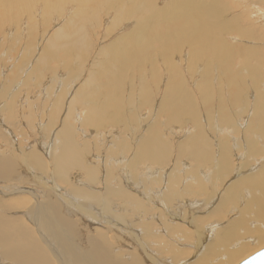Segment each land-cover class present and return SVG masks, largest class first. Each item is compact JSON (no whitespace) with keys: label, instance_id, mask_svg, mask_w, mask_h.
<instances>
[{"label":"rangeland","instance_id":"374dc122","mask_svg":"<svg viewBox=\"0 0 264 264\" xmlns=\"http://www.w3.org/2000/svg\"><path fill=\"white\" fill-rule=\"evenodd\" d=\"M39 1L42 2V0ZM96 1L102 2L101 3L102 5L98 4V2ZM96 1H95V5H97L98 8L100 6L102 8L100 7L99 8L100 10L98 9L97 15L92 16V21H93L92 24L94 27L92 26V29L91 27L89 29L88 28L86 29L88 33L87 35L88 41L90 42V46H92V49L90 47L89 52L86 51L85 53L86 57L84 56L85 58H83L82 60L80 59L83 57L82 52L79 50H75L76 52L74 54L75 57L76 55L77 57L74 60L69 61L67 66L64 64L63 58L61 59V56H63V54L59 53L60 51L58 52L59 53L58 56L60 57V58L58 57L59 60L45 61L44 56L46 53V49L48 51V48L46 47L49 46V42H51L50 40L55 38L56 33L61 29V27H63V25H65V22L69 21L75 14V9H77V7L74 4L72 5L70 2H68V4L64 3L63 4L64 7L62 6L63 10H61V8H56V7L52 8V10L48 12L50 13V15L46 16L47 11H44V8L40 5V3H38L37 5L34 6V9L32 11L33 13L31 12L29 14L30 16L24 15L22 17L23 19L19 18L18 20H14L12 17L11 18L6 17V19L0 18V24H1L0 25V61L2 60L0 62V160L2 159V161L13 162L16 165L14 171L10 169L8 174H10L11 176L7 178L8 181L4 180L3 178H0V193H1L0 203L3 202L2 203L3 206L9 205L8 208H16V209L8 210L9 211L8 216L12 217L13 219L15 218L20 219L19 222L22 223V220H24L23 214L25 212L27 213V210L28 211L31 210L35 203L39 201H45L47 199L46 194L49 195L51 193L52 195L53 193L55 194L56 191L54 190V188L58 187L61 190L60 192L61 194L63 193L67 194L65 198L68 195L70 196V198L68 199V202L70 204L65 202L66 209L68 210L69 208L68 205L79 206L80 201H82L80 198L76 197L72 191L69 190L70 188H78L77 183L81 180L86 185L85 187H87V189L98 188L99 191L104 196L103 201L105 200L106 197L109 198L110 202L111 203L113 202L112 208L113 209L115 208V210L113 215H111V213L106 214L107 217L112 219L113 224L110 223L100 224L98 223L97 220L93 219L95 218L94 215L97 216V213H99L100 210L104 211L103 204L98 206L99 208L92 205L95 209L90 213L85 212L80 208L75 209L74 211L69 210L65 212V216L67 218H70L72 221L81 214L82 217L81 216L80 217L83 219L81 220L82 226L83 227L85 225L88 226V230L83 228L76 229V233H75L76 236H74V240H75L74 244L76 243L75 247L79 252L82 253L85 249H87L82 242L83 240L82 234H84L85 237H87V235L94 236L95 233L99 232L100 230L102 232L111 231L112 234L110 237V242L112 243V246L114 244L113 249L116 248L115 250H113V252H118L123 256H128V255L131 256L132 252L136 249L133 253L137 254L140 257L141 264H148L149 262L153 264L152 262L153 260L150 258V256L157 261L156 264H191L196 261L197 252L195 251L196 250L195 247L196 245H198L199 238H201L200 237L201 234L198 232L201 231V229L196 227L194 221L200 218L206 219L207 217L212 219L208 224H213V223L219 225L221 224V226L225 227L228 221L235 220L240 216H242L241 211H243L242 209H245L244 207L245 205H247V202L250 199L249 198L247 200L248 196L244 194L242 205L240 207L236 205L229 206L226 209L227 211L225 212L226 219L223 220L222 223H215L216 218L213 215V213H211V211L216 208V205L219 202V198H222L223 188L221 187L217 188L216 186H214L213 181H210L207 183L209 186L208 197L204 196L202 199H196L193 196H189L187 194H185L183 197L179 196L180 192L186 193L189 187L196 186V179L194 177L196 173L197 175H200L201 178L205 179V173L203 172L206 171V169H208V167H200V169L199 168L196 169V162L189 160L190 157H188L187 155L189 153L188 151L190 147V143L188 141H191L192 138H196V134L194 135V133H196L197 126L198 127L202 126L200 124L196 126L195 125L196 121H192V120H196L200 118L201 124L205 126V127L203 126L205 132L207 133L209 139H211L214 143L215 141L218 140L220 136L221 138L228 137L232 146L235 143L234 140L236 141L237 139L239 145L237 146L234 145V147L236 149H238L237 147L242 148L241 146L244 145L245 142L243 136L244 132L246 131V129L249 130V126L251 125L252 120H254L253 118H255L256 120L257 117H254V115H256V107L258 100L260 97H264L262 96L264 95V75H263L264 74V14L261 15L259 10L256 9L255 0H247L243 4L242 1L240 0H226L227 1L226 4L230 5L231 7L233 6L235 7V8L233 7V10H231V12L227 15L228 18L226 19L228 20L232 18L233 14H235L237 16V20L235 22H238L237 24H240L243 29L255 30L254 32L255 36H253L254 39L245 40L243 44H245L246 47H249L251 49H256V50L259 49L261 51L262 57H261V65L259 67H260V72L262 73V79L254 80L250 72L248 70L246 71L245 69L241 70L240 69L241 66L238 64L236 70H240L243 74H246L247 78L245 79L242 96L234 99V97H232L229 93V86L224 81L220 80V74H218V68H217L218 66H214L215 76L213 77L212 85L215 88L213 87V91L216 92L222 90L223 99L221 98L218 99L219 96H213L212 98L213 101L215 102V104L218 105V108L217 109L215 108L211 112V113L215 112L213 119L209 117L211 113L208 114L206 107L202 103V99L199 98L203 93L202 92L203 86L202 83L200 82L203 80V75H201L203 74V68L196 69V64L192 62L193 60L192 51H189L188 49L186 52H183L182 54V49L186 48L183 47L178 53L172 54L171 59L174 61V63H171L172 65L171 66L170 63L167 62L166 60L163 61L165 59V56L163 53H159L161 52L160 48L157 49V47L153 45L152 50L155 51V53L152 55L150 59H148L150 62L148 60L141 63L139 61H134L130 65L123 68L121 72L116 71L117 75H120V82L122 83L119 82L120 84L119 86L115 85L112 87V94L117 99L118 98L120 99L121 97L120 100L118 99V104L121 103L120 115L118 118H115L114 121L115 123H112V125L110 123L107 124V126L102 125V126H97L95 128V127H91V125L88 124L89 103L86 101L84 102L82 100L83 98L82 91L85 87V83L89 79L92 72H96V73L99 72L98 74H102L101 77L98 76L99 77L98 83L99 82L106 83L107 80H109V78L104 75L103 70L104 67L107 65L109 59L111 58L108 57L105 53L106 51L112 53L114 47L116 48V46H118L117 43L118 40L124 34H129V32L132 31L133 27L136 26L134 19H132L131 22L128 21L122 24L116 23L113 26L112 21L114 20L115 15L112 12L109 13L108 9L111 8V6H113L114 3L111 4L108 0H96ZM124 1H126L125 4H127L129 0L128 1L124 0ZM156 1L157 0H150V3L153 2L156 3ZM168 3H170V5L173 4L172 0H158L157 6L159 8H162L166 6ZM103 4L105 8H107V11L104 8ZM263 4H264V0H263ZM123 8H125V6ZM262 11L264 12V10ZM33 27L35 33L31 34L29 31H31ZM109 27H111L110 28L111 32H107ZM115 41L117 44L115 43ZM229 41H232V43L242 42L238 37L235 36H230ZM111 45L114 46L112 47ZM29 48H32L33 50ZM50 55L56 56L52 54V52L50 53ZM111 55L113 57V53ZM182 59H186V63H184L183 66L179 64L181 63ZM188 60H191V63H188ZM104 62L106 63L104 64ZM252 65L256 66V62L253 61ZM92 67H95L96 69L98 68V70H96L95 68L92 69ZM175 67L178 69H176ZM194 70L197 71L195 72ZM176 71L178 73H176ZM74 76H76V78ZM180 81L183 83L186 89H188L189 93L194 99V103L196 104V99L197 102L200 103L198 107L199 115L197 114L198 118L193 117L191 119H188L187 118L188 116H184V118H186L185 119L186 123L183 121V119L181 121L177 120L174 114L175 112H173L172 109L169 108L168 104H165L168 101V99L165 98V96L168 98L166 92H169V90L172 91L177 90L178 88L176 87V84H179ZM166 86L168 88H166ZM197 86H200L201 91H199ZM217 87L220 88L218 89ZM165 89H168V91H166ZM125 91L127 92L124 93ZM143 97L144 99L142 100ZM73 98H75V100L77 101L75 108H74V102L71 101L74 100ZM222 100L225 101L224 105L226 110L228 111V114H230L231 117L233 118V125L231 124H228V126L225 124L222 125L220 120L217 119V118H221L220 105L222 104ZM78 101L79 103L81 102L80 103L81 107L78 106ZM123 101L126 103H124ZM131 101H134V103H132ZM141 101L144 102V105ZM135 104L137 105V107ZM82 106H84V108ZM132 107L134 108L132 109ZM138 107H141L142 109ZM160 107L164 110V112L167 111L168 113L166 112L162 113ZM137 108L139 109V111ZM68 111L72 115H67L69 114ZM52 112L54 113V116L51 115ZM201 112H203V114ZM128 113L130 116L128 115ZM167 114H170L172 117ZM67 116H70L69 119L70 118L71 119L69 120ZM168 116L176 120V122H178V125L180 124V126L174 125L173 123L169 124V122H173L174 120H172ZM123 118L125 119L127 118V120L125 121V119ZM189 120H191L192 122ZM68 124L74 130V137L76 143L78 142L79 144H82L79 145L78 148L81 154L83 153L82 158L84 157L83 161L86 160L85 163H87L86 165L88 167V171H90L91 169V172L94 171L97 174V175L95 174L97 180L95 184H92L90 182L92 181L91 172H87V170L84 169H73L69 174V176L72 175L71 180L70 178H68L69 179L68 181L62 179L60 176L55 174L54 157H56L57 154L60 152L59 149L60 147L58 146H60L61 142L63 141L64 131H65L64 128ZM113 124L115 125L113 126ZM160 124L162 125L160 126ZM183 126L186 127L184 128ZM225 130L228 131H226L225 134L223 135V132ZM153 131L156 132V134L158 133L157 136L159 140L161 139V141L162 140L164 141L162 142L166 144L168 152L167 151L164 152V154L162 155L163 157L161 156L159 158H151L148 156L142 157L141 152H138V150L140 151L142 149L143 144L146 141H148ZM239 131L240 134H238ZM15 135H18V137ZM56 142L58 143V146ZM53 144L55 146H52ZM260 145L261 146L264 145V141H261ZM182 146H184L185 148H183ZM27 147L29 148V150L27 149ZM82 148L84 151L82 150ZM244 151L246 155L247 151L245 146H244ZM33 152L40 155L42 160L45 162L43 169L36 168L34 166V163L31 161L32 160L31 156L34 155ZM85 154L86 156H84ZM11 159H13V161ZM242 159L243 158L241 156H239L238 159L235 158L236 165L233 164L234 173L232 174L231 177H229L225 181L223 185L226 189L230 185L236 183L237 179H239L242 176V174L237 176L238 174L237 165L242 163V166H244V162H246L245 159L243 160ZM255 162L256 161L250 163L251 164L250 167L253 165L254 167L258 166L255 164ZM242 166L239 165V168H241ZM214 171H218L217 168H215V170L211 171L209 174L212 175ZM53 175L54 177H52ZM165 175L168 177H166ZM37 178H39L40 181H38L39 179ZM175 178L178 179V183L174 187L176 191H172L170 187L172 186V183L175 181ZM12 186H15L17 189H20L21 192L12 194V192L10 191ZM109 188L113 192L112 195H108L107 191ZM226 189L224 190L226 191ZM118 192H121V196L119 194L118 196L114 195L115 193ZM72 195L75 197H73ZM168 195H172V197H174L172 203L173 206H170L167 203L168 200H166V198ZM177 196L178 198L179 197L180 198L179 199L176 198ZM186 196L187 199L185 198ZM116 198L118 201L116 200ZM182 198H185L186 200ZM190 198L191 200L193 199V201L190 200L189 202ZM210 199L211 201L209 205H205V201L206 200L208 201ZM114 201H117V203H115ZM196 201L202 203V206H204V209L202 211L196 208ZM74 202L79 204L74 205ZM252 204H253L252 205L253 209L251 210V214L246 216V221H248V218L250 217V222H252L249 223L251 224L249 225L250 228H253L252 226L254 223H255L254 226L258 225L259 223L258 220L255 219L254 217L256 216L257 204L256 203H252ZM153 206H155V208H153ZM237 208L239 209L240 212L238 211ZM124 210L125 211L128 210V212H125V215L126 217H128L127 219L130 222L129 226L125 224L122 225V223H115L117 221L115 217L119 216L120 213L124 214L123 212ZM93 212H95V214H93ZM173 212L176 213L174 214ZM178 213L181 215H179ZM189 214L190 216H188ZM177 218L178 219L181 218L179 219L181 221H178ZM150 223L153 224L152 234L154 239L148 241L145 237L143 228L142 226H140V224L144 225ZM26 224L32 227L30 223L27 222ZM206 225H204V228ZM36 228L37 227L34 226V230H36ZM38 230H36L37 233ZM169 230L171 235L168 234ZM39 232L41 237H43L44 236L43 233L41 231ZM129 232H132L133 237L128 234ZM203 232H205V234L203 233L202 234L206 235V231L204 230ZM48 233L53 239H55L53 232L48 231ZM157 235L159 236L157 237ZM79 236H81V238H79ZM117 236L118 237L120 236L121 238H118ZM245 237L251 238V235H246ZM124 239L127 241H124ZM117 241H119V243ZM139 241L140 242L142 241L141 242L142 244ZM67 244L71 246L70 241ZM140 244L142 245L141 247ZM178 248H181L182 251L179 250ZM261 248H264V246ZM261 248L256 249L248 257H251L252 255L259 252ZM157 249L158 250L160 249L159 250L160 252L166 254L165 255L162 254V256H160L161 253L159 254L157 252L158 251ZM108 252L110 254L109 250ZM172 252L174 254L175 253L180 254L181 259L180 258L178 259V263L177 262L174 263L171 261L173 256ZM144 253H146V255ZM186 254L187 256H185ZM69 255L73 257V259L80 258V255H77L75 253V250L72 249V247L69 251ZM1 257L2 256L0 253V262H1L0 264H13L12 262L2 261L3 258ZM49 257L50 259H52L54 264L55 263L57 264L58 260L56 257H53L51 253ZM248 257L244 258V260H246ZM58 259H61V256H58ZM126 260L127 262H130V264H132L131 257L130 260L128 257ZM162 260L164 261V263ZM244 260L242 259L234 264H238L239 262L242 263V261ZM65 262H68V264H70V262L67 259H65Z\"/></svg>","mask_w":264,"mask_h":264},{"label":"bare ground","instance_id":"6f19581e","mask_svg":"<svg viewBox=\"0 0 264 264\" xmlns=\"http://www.w3.org/2000/svg\"><path fill=\"white\" fill-rule=\"evenodd\" d=\"M95 1L96 0H42V2H41L39 0H0V18L6 19V17H8V18L12 17L14 20H18L19 18L21 19L24 15L30 16L29 14L33 11L34 6L37 5L38 3H40V5L44 8V11H47L46 16L50 15V13H48V12L50 10H52V8L56 7V8H61V10H63L62 6L64 3L68 4V2H70L72 5L74 4L77 7V9H75V14L73 15V17L69 21L65 22V25H63V27H61V29L56 33L55 38L52 37L53 39H51V40L49 39L51 42H49V46L46 47V48H48V51L46 49L45 56L43 55L45 61H50V60L55 61V60H59L60 57L58 56V54L62 53L63 56H61V59L63 58V62L67 66L69 61L74 60L77 57V55L75 57V54H74L76 52L75 50H79L82 52L83 57L80 58L82 60L83 58L86 57L85 56L86 51L89 52L90 47L92 49V46H90V42L88 41V36H87L88 33H87L86 29L87 28L89 29L90 27L92 29V26H93L92 16L97 15L98 9L101 7L100 6L98 8V6L95 5ZM108 1L111 4L114 3V5L108 9L109 13L112 12L115 15L114 20L112 21L113 26L116 23L122 24V23H126L128 21L131 22L132 19H134L136 26L133 27L132 31H130L129 34H124L118 40V42H117L118 46H116V48L114 47V49L112 51L113 57L111 55L112 53H110L109 51L108 52L106 51L105 54L108 57H110L111 59H109L107 65L104 67L103 72H104V75L109 78V80H107L106 83L104 81H103L104 83H102V82L98 83L99 77H101L102 74H98L99 72H97V73L92 72L89 79L85 83V87L82 91V94H83L82 100L84 102L86 101L89 103V110H88L89 114H88V112H87V114H88V124L91 125V127L96 128L97 126H102V125L107 126V124L111 123V125H112V123H115L114 122L115 118L119 117L120 110H121V103L118 104L119 98L117 99L112 94V87L115 85H118V86L120 85L119 84L120 75H117L116 71L121 72V70L123 68L130 65L134 61H139L141 63V62H144V61L150 59L152 57V55L155 53V51L152 50L153 45H155V47H157V49L160 48L161 52H159V53L164 54L165 59L164 60L161 59V60H163V61L166 60L167 62L170 63V65H171V63H174V61L171 59L172 54L178 53L183 47H186V48L182 49V54H183V52H186L188 49H189V51H192V54H193L192 62L196 64V69L203 68V74H201V75H203V80L200 81L202 83V86H203V91H202L203 93L199 98L202 99V103L206 107L208 114H210L215 108L216 109L218 108V105L215 104V102L212 99L213 96H219L218 99H220V98L223 99V91L222 90L216 91V92L213 91L214 86L212 85V80H213V77L215 76L214 66H218L217 68H218V74H220V80L224 81L229 86V93L232 97H234V99L242 96L243 90H244L245 79L247 78L246 74H243L240 70H236L238 64L241 66V68H240L241 70L242 69H245L246 71L248 70L254 80L262 79V73L260 72V67H259L261 65V57H262L261 51L259 49L258 50L251 49L249 47H246L245 44H243V42L245 40L254 39L253 36H255V34H254L255 30L243 29L240 24H237L238 22H235L237 20V16L233 13H231V14H233L232 18L229 17L230 19H228V20L226 19V18H228L227 15L231 12V10H233V7H234V6L231 7L230 5L226 4V2H227L226 0H172L173 4L170 5V3H168L166 6H164L162 8H159L157 6L158 0L156 1V3L155 2L150 3V0H132V1L127 0L129 4L128 3L125 4L126 1H124V0H108ZM240 1H242V4H243L247 0H240ZM96 2H98V1H96ZM99 2H98V4L102 3V2H100V3ZM105 3H106V1H105ZM255 3H256V9H258L260 14L263 15L264 14V12L262 11V10H264L263 0H255ZM108 5H109V3H108ZM103 6H104V4H103ZM124 6H125V8H123ZM104 8H105V6H104ZM105 9L107 11V8H105ZM59 11H60V9H59ZM51 15H52V13H51ZM100 15H102V14H100ZM33 26H34V24H33ZM116 26H118V25H116ZM110 28L111 27L108 28L107 32H111ZM29 32L31 34L35 33L34 27ZM23 36H24V34H23ZM230 36L238 37L242 42L232 43V41H229ZM33 40H34V38H33ZM115 43H116V41H115ZM111 46L113 47L114 45H111ZM29 49H32V48H29ZM51 52H52V54H54L56 56L50 55ZM85 61H87V60H85ZM253 61L256 62V66L252 65ZM105 63L106 62H104V64ZM184 63H186V59H182L181 63H179V64L181 66H183ZM188 63H191V60H188ZM192 66H194V65H192ZM18 67H20V66H18ZM45 67H46V65H45ZM176 67H178V66H176ZM93 68H95V67H92V69ZM176 69H178V68H176ZM96 70H98V68ZM81 71H83V70H81ZM177 71H176V73H178ZM80 73H82V72H80ZM124 74H125V72H124ZM28 75H30V74H28ZM122 75H123V73H122ZM144 76H145V74H144ZM179 76H181V75H179ZM192 76H193V73H192ZM74 77L76 78V76H74ZM120 83H122V82H120ZM167 86H166V88H168ZM170 86H172V85H170ZM200 86H197L199 91H201ZM176 87L178 88L177 90H173V91L169 90V92H166L168 98L164 95L165 98L168 99L167 103H165V104H168L169 108L172 109L173 112H175L174 114H175L177 120L181 121L183 119V121L185 122L186 118H184V116H188L187 117L188 119H191L193 117L198 118L197 114H198V110H199L198 107H199L200 103L197 102V99H196V104L194 103L193 97L191 96L188 89H186V87L183 85V83L181 81L179 82V84H176ZM155 88H157V87H155ZM165 90L168 91V89H165ZM126 92L127 91H125L124 93H126ZM5 94H6V92H5ZM249 95H251V94H249ZM262 96H264V95H262ZM78 98H80V97H78ZM224 98H225V96H224ZM73 99L74 100H71V101L74 102V108H75L77 101L75 100V98H73ZM120 99H121V97H120ZM143 99H144V97L142 98V100ZM131 102L134 103V101H131ZM136 102H137V100H136ZM224 102L225 101L222 100V104L220 105L221 118H217V119L220 120L222 125L223 124H225L227 126H228V124L233 125V118L231 117L230 114H228V111L225 108ZM80 103L78 101V106H80ZM124 103H126V102H124ZM142 103L144 105V102H142ZM136 104H138V103H136ZM78 106H76V107H78ZM164 106H166V105H164ZM82 107L84 108V106H82ZM136 107H137V105H136ZM133 108L134 107H132V109ZM138 108H141V107H138ZM69 109H71V108H69ZM86 109H87V107H86ZM161 110H162V113H165V112L168 113L167 111L164 112V110L162 108H161ZM138 111H139V109H138ZM68 113H69V111H68ZM201 113L203 114V112H201ZM174 114H173V116H174ZM51 115L54 116V113L52 112ZM67 115H72V114L69 113ZM128 115H129V113H128ZM167 115H170V114H167ZM171 115H172V113H171ZM214 115H215V112L211 113V115H209V117H211V119H213ZM170 116H168V117H170ZM67 117L69 119L70 116H67ZM67 117H66V119H67ZM124 117H125V115H124ZM254 117H257L256 120H255V118H253L254 120H252L251 125L249 126V130L246 129V131L244 132V135H243L244 139H245L244 145L241 146L242 148L237 147L238 149H236L234 147V145H236V146L239 145L237 139H236V141L234 140L235 143L233 146L231 145L228 137L227 138H224V137L221 138V136H220L218 138V140L215 141V143H214L211 139H209L207 133L205 132V130L203 128L204 125L201 124L200 118H198V119L194 118L196 120H192V121H196V123H195L196 126L199 124L202 126H200V127L197 126L196 133H194V135L196 134V138H192L191 141H188L190 143V147H189V151H188L189 153L187 154L188 157H190V159L189 158L188 159L196 162V169H198V168L200 169V167H208V169H206V171L203 172V173H205V179L201 178L200 175H197V173H196L194 175V177L196 179V186L195 187H189L188 190L186 191V193L180 192L179 196L183 197L185 194H187L189 196H193L196 199H202L204 196L208 197L209 186L207 183L210 181H213L214 186H216L217 188L218 187L223 188L222 198H219V202L217 203L216 208L211 211V213H213V215L216 218L215 223H222V221L226 219L225 218V212L227 211L226 209L229 206L236 205V206L240 207L243 203V195L244 194L248 196L247 200L249 198L250 199L247 202V205H245V207L243 206L245 209H242L243 211H241L242 216H240L239 218H237L235 220L228 221L227 224L225 225V227L221 226V224L220 225L214 224V223L208 224L210 222V220H212V219L207 218V217H206V219H204V218H200L201 217L200 216L199 217L200 219H197L196 221H194V223L196 224V227L201 229V231H198L201 234V236L200 235H198V236H200L201 238H199L198 245H196V247H195L196 248L195 251L197 252L196 261L191 263V264H234V263H236L242 259L244 260V258L248 257L256 249H259V248L264 246V217H263L264 216V145H262V146L260 145V142L264 141V97L259 98L258 103H257V107H256V115H254ZM51 119H53V118H51ZM123 119H125V118H123ZM157 119H159V118H157ZM126 120H127V118L125 119V121ZM172 120H174V119H172ZM118 121H120V120H118ZM189 121H191V120H189ZM123 123H124V121H123ZM172 123L174 125H178V122H176V120H174L173 122H169V124H172ZM88 124H87V126H88ZM125 124H126V122H125ZM213 124H215V123H213ZM114 125L115 124H113V126ZM161 125L162 124H160V126ZM178 126H180V124ZM205 129H207V128H205ZM64 130H65L64 131V137H63V141L61 142L60 146H58V143L56 142L57 146L60 147L59 148L60 152L58 154L56 153L57 156L54 157V162H55V174L60 176L62 179H65L66 181H68L69 180L68 178H70V180H71L72 175L69 176V174L73 169H84V170H87V172H91V169H90V171H88V167L86 165L87 163H85L86 158L84 159L85 161H83V158H84V157L82 158L83 153L81 154V152L78 148L79 145H82V144H79L78 142H77L78 144L76 143L73 128L71 126H69V124H68L65 126ZM57 131H59V130H57ZM226 131H228V130H225L223 132V135L225 134ZM97 134H99V133H97ZM157 134H156V132L153 131L151 136L148 135V136H150V138L148 139V141H146L143 144L142 149L140 151L138 149H136V150H138V152H141L142 157L148 156L151 158H159L164 154V152L167 151L166 144L163 143L164 142L163 140H162L163 142L161 141V139L159 140ZM238 134H240V131ZM61 135H62V133H61ZM15 136L18 137V135H15ZM233 139H234V137H233ZM106 142H107V140H106ZM169 142H171V141H169ZM54 144L52 146H55ZM172 145H174V144H172ZM44 146H45V144H44ZM85 146H86V144H85ZM244 146L246 147V151H247L246 155H245V151H244ZM56 147H55V149H56ZM106 147H107V144H106ZM182 147L185 148L184 146H182ZM27 149L29 150L28 147H27ZM82 150H83V148H82ZM42 153H43V151H42ZM11 156H12V154H11ZM53 156H55V155H53ZM84 156H86V154ZM239 156H241L243 159L246 160V162H244V166H242V163L239 164L242 166L241 168H239V165H237V167H238L237 176L240 174H242V176L239 178L240 180L237 179L236 183L230 185L226 189L223 185H224L225 181L229 177H231L232 174L234 173L233 164L236 165L235 158L238 159ZM31 158H32L31 161L34 163V166L36 168L43 169L45 162L42 160L40 155L34 153V155H32ZM11 160L13 161V159H11ZM158 160H160V159H158ZM163 160H165V159H163ZM95 161H97V160H95ZM253 161H256L255 164L258 166L254 167V165H253L250 167V165H251L250 163H252ZM168 162H170V161H168ZM15 166H16L15 163L9 162V161H2V159H1L0 160V178H3L4 180L8 181L7 178L9 176H11L8 173H9L10 169H12L14 171V168H16ZM215 168H217L218 171H214L213 174L210 175L209 173L211 171L215 170ZM91 174H92V181H90V182L92 184H95L97 182L96 176H95L96 173L93 171V172H91ZM132 174H133V172H132ZM168 174H170V173H168ZM52 177H54V175ZM166 177H168V176H166ZM37 179H39V178H37ZM146 179H149V178H146ZM90 180H91V178H90ZM38 181H40V179ZM43 182H46V181H43ZM182 182H183V180H182ZM182 182H180V183H182ZM47 183H48V181H47ZM147 183H149V182H147ZM177 183H178V179L175 178V181L172 183V186L170 187V189L172 191H176V189L174 187L177 185ZM51 185H52V183H51ZM85 186L86 185L80 180L77 183L78 188H70L69 189L70 191L73 192V194L76 197L80 198L82 201H80L79 206L68 205L69 206L68 210L66 209V203L65 202L69 203L68 199L70 198V196L68 195L65 198V196L67 194H64V193L61 194L60 188L55 187L54 188V190L56 191L55 194L54 193H53V195H52V193L50 195L46 194L47 199L45 201H39V202L35 203L31 210H29V211L27 210V213L25 212L23 214L24 220H22V223L19 222L20 219H16V218L13 219L12 217L8 216V213H9L8 210H12V209H16V208H8L9 205L3 206L2 205L3 202H1L0 203V210H1L0 211V250H1L0 253L2 256L1 258H3L2 261L12 262L13 264H54L52 259H50V257H49V255L51 253L53 255V257L57 258V260H58L57 264H68V262H65V259H67L70 262V264H100V263L101 264H130V262H127V260H126L127 257L129 258V260L131 257V263L132 264H141L140 257L137 254L133 253L136 249L134 251L132 250L133 252H132L131 256L130 255L123 256L122 254H119L118 252H113V250H115L116 248L113 249L114 244L112 246V243L110 242V237L112 234L111 231L110 232L109 231L108 232H102L101 230L99 232L95 231L96 233L94 236L87 235V237H85V235L82 234V236H83L82 242L86 246L87 249H85L82 253L77 250V248L75 247L76 243L74 244V241H75L74 236H76L75 235L76 229H82L83 228V229L88 230V226L87 225H85L84 227L82 226L81 220H83V219L81 218L82 217L81 214H80L81 217L78 216L77 218H75L72 221L70 218H67L65 216V212L69 211V210L74 211L75 209L80 208L81 210L90 213L91 211H94V209H95L92 205L98 207L101 204H103L104 205V211L103 210H100V211L97 210V211H99V213H97V216L94 215L95 218H93V219L97 220L98 223H100V224H106V223L113 224L112 219L107 217L106 214L111 213V215H113L114 210H115V208L114 209L112 208L113 202L111 203L109 198L106 197L105 200L103 201L104 196L102 195V193L99 191L98 188L87 189V187H85ZM88 187H90V186H88ZM224 189H226V191ZM50 190H52V189H50ZM10 191L12 192V194L21 192L20 189H17L15 186H12ZM107 192H108V195L113 194V192L110 190V188L108 189ZM118 194L121 196V192L115 193L114 195L118 196ZM155 194H157V193H155ZM140 195H141V193H140ZM75 196H73V197H75ZM117 198H116V200H117ZM176 198H178V196ZM185 198L187 199V196ZM185 198H182V199H185ZM123 199H125V198H123ZM182 199H180V200H182ZM112 200H114V199H112ZM166 200H168L167 203L170 206H173L172 203H173L174 197H172V195H168ZM185 200H183V201H185ZM190 200H191V198L189 199V202H190ZM117 201H114V202L117 203ZM191 201H193V199ZM210 201H211V199L208 201L206 200L205 205H209ZM252 203L257 204L256 216H254V214H253V216L255 217V219L258 220L259 223H258V225H255V226H254V224H255L254 223L252 226L253 228H250L249 225H251V224H249V223H252V222H250V217L248 218V221H246V216L251 214V210L253 209ZM77 204H79V203L74 202V205H77ZM128 205H129V203H128ZM123 206H125V205H123ZM180 206H181V204H180ZM153 208H155V206H153ZM196 208L202 211L204 209V206H202V203H199L198 201H196ZM155 211H156V209H155ZM238 211H239V209H238ZM123 212H124V214L120 213L119 216L115 217V219L117 220L115 223H122V225L125 224V225L129 226L130 222L127 219L128 217H126V215H125V212H128V210L127 211L124 210ZM173 213L175 214L176 212H173ZM93 214H95V212H93ZM179 215H181V214H179ZM91 216H93V215H91ZM188 216H190V214ZM175 217H177V216H175ZM184 218H186V217H184ZM179 219H181V218H179ZM179 219H178V221H181ZM257 220H255V221H257ZM148 221H151V220H148ZM184 221H186V220H184ZM27 222L30 223L32 225V227L27 225L26 224ZM183 223H185V222H183ZM204 225H206L205 228H204ZM34 226L37 227L36 230L39 229L38 233L36 230H34ZM140 226H142L145 237L148 241L154 239L153 234H152V229H153L152 223L144 224V225L140 224ZM183 228H184V226H183ZM191 229H192V227H191ZM203 229L206 231V235H203V234H205V232H203L204 231ZM157 230H159V229H157ZM39 231H41L43 233V235H44L43 237H41ZM48 231H51L54 233L55 239H53L50 236ZM117 232H118V230H117ZM87 233H88V231H87ZM79 234H80V232H79ZM128 234L130 236H132V232H129ZM168 234L171 235L170 230L168 231ZM159 235H157V237ZM246 235H251V238L245 237ZM115 237H116V235H115ZM79 238H81V236H79ZM118 238H121V237L119 236ZM69 241L71 243V246L69 244H67ZM120 241H123V240H120ZM124 241H127V240L124 239ZM117 242L119 243V241H117ZM158 243H160V242H158ZM141 244H140V247L142 246ZM77 245H78V243H77ZM71 247L73 250H75V253L77 255H80V258L73 259V257H71L69 255V251H70ZM47 248H49V249H47ZM83 248H85V247H83ZM132 248H133V246H132ZM119 249H122V248H119ZM148 249H150V248H148ZM171 249H173V248H171ZM178 249L181 250V248H178ZM262 249H264V248H261L260 251ZM108 250L110 251V254H109ZM159 250L157 252L159 254L161 253L160 256H162V254H164V255L166 254V253L160 252ZM175 252H177V251H175ZM144 254L146 255V253H144ZM154 254H156V253H154ZM58 256H61V259H58ZM185 256H187V254ZM147 257H145V258H147ZM150 258L153 260L152 261L153 264L157 263V261L154 258H152L151 256H150ZM179 258H180V254H177V253L174 254L173 253L171 261L174 263L175 262L178 263ZM160 263H162V262H160ZM163 263H164V261H163ZM165 263H167V262H165ZM238 264H240V262Z\"/></svg>","mask_w":264,"mask_h":264},{"label":"water","instance_id":"95a60500","mask_svg":"<svg viewBox=\"0 0 264 264\" xmlns=\"http://www.w3.org/2000/svg\"><path fill=\"white\" fill-rule=\"evenodd\" d=\"M240 264H264V249L252 255Z\"/></svg>","mask_w":264,"mask_h":264}]
</instances>
